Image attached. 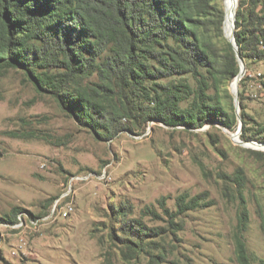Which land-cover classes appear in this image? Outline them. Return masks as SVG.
Returning a JSON list of instances; mask_svg holds the SVG:
<instances>
[{
  "label": "rangeland",
  "instance_id": "1",
  "mask_svg": "<svg viewBox=\"0 0 264 264\" xmlns=\"http://www.w3.org/2000/svg\"><path fill=\"white\" fill-rule=\"evenodd\" d=\"M217 3L225 12L223 0ZM244 65L238 99L241 93L246 130L239 119L235 131L219 123L190 129L151 121L113 139L79 124L24 70H0V219L19 213L16 224L0 225V264H239L240 196L231 181L239 171L248 210L244 241L252 264H264V150L251 146L263 142L242 138H264V61ZM239 129L246 145L235 141ZM72 177L90 180L70 183ZM72 188L74 195L62 200ZM203 193L212 206L176 215L170 224L165 210L176 213L177 197ZM58 200L61 207L73 203L75 212L44 220ZM122 205L132 207L126 218L114 212ZM146 208L159 216L144 214ZM130 220L162 233L142 240L141 255L125 258L123 242L111 236L141 244L125 227Z\"/></svg>",
  "mask_w": 264,
  "mask_h": 264
},
{
  "label": "trees",
  "instance_id": "2",
  "mask_svg": "<svg viewBox=\"0 0 264 264\" xmlns=\"http://www.w3.org/2000/svg\"><path fill=\"white\" fill-rule=\"evenodd\" d=\"M217 1L0 0V70H24L39 92L53 94L99 138L113 139L151 121L190 129L219 123L235 131L239 121L227 86L240 65L225 37V12ZM239 3L235 39L240 57L264 61V0ZM222 90L229 104L223 103ZM241 117L246 130V114ZM242 138L264 143V138ZM231 181L239 187L241 208L237 261L252 264L243 237L248 210L241 171ZM213 204L207 193L183 194L176 199V213L165 214L174 224L176 215ZM115 211L126 218L132 207ZM18 214L0 219V225L16 224ZM144 214L159 216L150 208ZM125 227L142 242L112 235L127 249L125 258L131 252L141 255L143 241L162 233L139 220Z\"/></svg>",
  "mask_w": 264,
  "mask_h": 264
},
{
  "label": "bare ground",
  "instance_id": "3",
  "mask_svg": "<svg viewBox=\"0 0 264 264\" xmlns=\"http://www.w3.org/2000/svg\"><path fill=\"white\" fill-rule=\"evenodd\" d=\"M223 4H224V9H225V21H224V30L225 33L227 34V36L231 37L232 33L234 31V25H235V18H236V13H237V9H238V5L239 0H223ZM242 72L244 73L245 70L242 69ZM243 78L242 76H240L239 78H235L233 83H232V89L235 90V88L239 85L240 80ZM235 136V135H234ZM240 140V138H239ZM237 139V136H235V141L238 142L239 141ZM250 145V144H248ZM253 148H257V149H261L264 150V146L263 145H251Z\"/></svg>",
  "mask_w": 264,
  "mask_h": 264
},
{
  "label": "water",
  "instance_id": "4",
  "mask_svg": "<svg viewBox=\"0 0 264 264\" xmlns=\"http://www.w3.org/2000/svg\"><path fill=\"white\" fill-rule=\"evenodd\" d=\"M235 20H236V18H235ZM235 29H236V25H234V31H233L231 37L227 36V34L225 33V30H224V34H225V37L228 39V41L232 44V46H233V48H234V50H235L236 58H237V60H238V62H239V65H240V73H239V75L236 77V79H237V78H239L240 76L244 77L245 72H246V68H245V65H244V61H243L242 58L240 57L239 49H238V46H237V43H236V39H235ZM242 69L245 70L244 73L242 72ZM240 79H241V78H240ZM241 80H242V79H241ZM241 80H240V81H241ZM238 86H239V85H238ZM238 86L235 88V90L232 89V93H233V97H234V103H235V108H236V115H237V117H238V119H239V121H240V128H242V120H240V118H239V104H240V103H239V99H238ZM240 130H241V129H239L238 133L236 134L237 139H239V133H240ZM237 143H238V144H244V145H246V143H244V142L241 141V140H239ZM251 144H258V145H263V146H264V143H263V144H260V143H257V142H252Z\"/></svg>",
  "mask_w": 264,
  "mask_h": 264
},
{
  "label": "built area",
  "instance_id": "5",
  "mask_svg": "<svg viewBox=\"0 0 264 264\" xmlns=\"http://www.w3.org/2000/svg\"><path fill=\"white\" fill-rule=\"evenodd\" d=\"M263 49H264V46H263ZM73 179L74 180H78L79 179V180H82V181H84V180H90L89 177H84V178H81V177H79V178L72 177V179H70V183H71V181ZM72 194L74 195L73 188L71 190H68L67 189V192L63 195L62 200L70 197ZM60 203H61L60 200L56 201V203H55V205L53 207V210L51 211V213L48 216H46L44 218V220L48 221V220L54 219L56 217V215H57L58 212L62 215L63 218H69L75 212V207H74L73 203H69V204H67L64 207H61L60 206ZM39 221H41V219H39L38 222Z\"/></svg>",
  "mask_w": 264,
  "mask_h": 264
}]
</instances>
